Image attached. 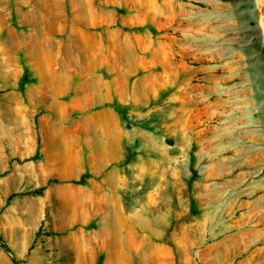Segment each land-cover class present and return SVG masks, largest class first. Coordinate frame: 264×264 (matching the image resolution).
Listing matches in <instances>:
<instances>
[{
  "label": "rangeland",
  "instance_id": "obj_1",
  "mask_svg": "<svg viewBox=\"0 0 264 264\" xmlns=\"http://www.w3.org/2000/svg\"><path fill=\"white\" fill-rule=\"evenodd\" d=\"M58 2L71 21L88 0ZM92 2L116 8L109 29L126 39L127 75H103L127 85V102L105 104L118 131L84 109L93 76L60 67L73 59L50 58L52 112L24 96L26 111H15L25 28L19 0H0V237L11 250L0 241V264H91L86 247L104 233L113 260L124 249L128 264L151 263L158 244L175 264H264V0ZM102 130L108 148L96 145Z\"/></svg>",
  "mask_w": 264,
  "mask_h": 264
},
{
  "label": "crops",
  "instance_id": "obj_2",
  "mask_svg": "<svg viewBox=\"0 0 264 264\" xmlns=\"http://www.w3.org/2000/svg\"><path fill=\"white\" fill-rule=\"evenodd\" d=\"M58 1L55 0L56 3L49 10H45L44 0H19L20 4L15 7V12L18 14L17 27L22 26L25 30L23 34L19 35L18 43L15 46L12 68L16 74V81L11 88L9 97L16 99L10 105L14 107L16 112L24 113L26 111V99L29 105H34L38 100L41 101L42 108L47 112L43 113L42 116H47L49 111H53V108L44 106V99L47 101L50 97L56 98L58 96V94L51 95L49 88H45L42 81L44 74L55 75L57 73L50 58L73 59L74 63L63 61L60 67L66 71L74 69L73 72L79 75L89 73L93 76L92 99L84 106V109L94 108L96 116L91 119L93 122L96 124H103L105 121L110 122L118 131V114L114 108L105 104L110 103L114 97L122 102H127V85L123 83V79L120 81L119 78L114 79L112 83H107L103 79V75L110 72H115L121 76L127 75L129 59L123 47L126 39H123L120 32L115 31L113 33L109 29V26L120 16H118L116 8L95 5L92 0H88L85 12H81L78 8L75 18L69 21L64 19V4ZM24 5L27 7L25 8ZM115 6L120 5L116 4ZM104 32L108 38L104 37ZM59 35H63V37L58 40ZM54 42L61 45L58 44L53 49L50 47V43ZM85 56L91 61L89 71H82L79 68L82 65L81 60ZM31 73L35 74L36 82H39L38 85H35L33 78L28 76ZM57 87L60 88V86ZM23 96L25 100L22 99ZM58 99L59 97L55 100L58 101ZM103 114L108 118H101ZM28 117L31 121V112H28ZM118 135L117 140L120 138ZM93 139L92 137L86 140V144L90 148H93L96 143ZM96 140L98 142L96 145L109 147V139L104 130L97 133ZM104 163L105 158L100 156V161L96 164L97 167L92 168V170H101ZM104 234L100 243L90 244L86 247L90 252L91 264H128V254L124 249L120 250L117 260H113L112 247H109ZM153 251H157V255L148 264L176 263L171 259V254L164 244L154 245Z\"/></svg>",
  "mask_w": 264,
  "mask_h": 264
},
{
  "label": "trees",
  "instance_id": "obj_3",
  "mask_svg": "<svg viewBox=\"0 0 264 264\" xmlns=\"http://www.w3.org/2000/svg\"><path fill=\"white\" fill-rule=\"evenodd\" d=\"M124 111H125V110H124ZM35 158H37V156L31 157L30 159H35ZM74 182H75V183H78V184H85V183H86V180H85V177H81L79 180H74ZM190 184H191V182H190ZM41 189H43V188H40L39 190H36V192L41 191ZM0 241H1V245H2V247H4V248H5L6 250H8V251H11V250H10V247L6 244V242H4V241L2 240L1 237H0ZM12 259H13V262H14L15 264H21L20 260H18L16 257H13Z\"/></svg>",
  "mask_w": 264,
  "mask_h": 264
},
{
  "label": "bare ground",
  "instance_id": "obj_4",
  "mask_svg": "<svg viewBox=\"0 0 264 264\" xmlns=\"http://www.w3.org/2000/svg\"><path fill=\"white\" fill-rule=\"evenodd\" d=\"M162 93V92H161Z\"/></svg>",
  "mask_w": 264,
  "mask_h": 264
}]
</instances>
